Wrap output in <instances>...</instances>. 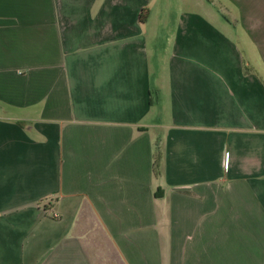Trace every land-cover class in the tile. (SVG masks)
<instances>
[{
	"label": "crops",
	"instance_id": "crops-1",
	"mask_svg": "<svg viewBox=\"0 0 264 264\" xmlns=\"http://www.w3.org/2000/svg\"><path fill=\"white\" fill-rule=\"evenodd\" d=\"M0 264H264V0H0Z\"/></svg>",
	"mask_w": 264,
	"mask_h": 264
}]
</instances>
